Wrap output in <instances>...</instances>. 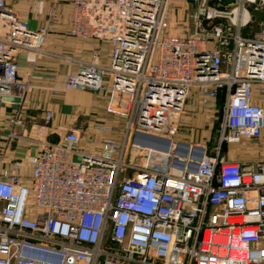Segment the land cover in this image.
<instances>
[{
	"label": "built area",
	"instance_id": "obj_1",
	"mask_svg": "<svg viewBox=\"0 0 264 264\" xmlns=\"http://www.w3.org/2000/svg\"><path fill=\"white\" fill-rule=\"evenodd\" d=\"M168 1L70 0L69 34L109 51L106 63L100 45L77 60L81 72L64 86L105 93L121 137L91 151L77 128L56 141L9 131L37 152L28 176L19 161L0 170V264H264V159L221 154L222 144L264 135V103L252 101L264 99V0H188L189 35L162 32ZM46 35L0 0V99H15L12 126L27 124L29 91L15 56L41 54ZM195 84L206 102L225 92L210 150L173 139ZM136 132L168 138L167 149L135 142Z\"/></svg>",
	"mask_w": 264,
	"mask_h": 264
},
{
	"label": "crops",
	"instance_id": "obj_2",
	"mask_svg": "<svg viewBox=\"0 0 264 264\" xmlns=\"http://www.w3.org/2000/svg\"><path fill=\"white\" fill-rule=\"evenodd\" d=\"M5 3L17 19L28 23L31 30L41 27L47 29L41 54L21 49L15 56L18 76L29 80V91L23 102V118L35 124L32 129H26L24 134L32 135L35 139L42 137L56 141L74 126L73 122L77 121L76 116L79 114L88 116L85 131L79 128L80 148L96 151L102 140H118L123 122L106 114L104 104L107 95L89 90L67 89L64 86L66 77L77 70V60H86L96 42L100 44L94 39H81L69 34L70 0H5ZM100 46L103 51L101 60L106 63L109 50L105 51L103 43ZM252 101L264 103V99L255 95ZM14 109L13 97L0 99V170L9 162L19 161L21 174L28 176L30 165L26 157L37 152V145L23 137H9L10 130L19 132L21 128L9 122ZM45 110L52 113L47 122L43 121ZM95 123L110 126L111 130H97L94 128ZM86 135L92 136L91 144L84 142ZM230 156V160L244 162L264 159V135L255 141L246 140L238 144Z\"/></svg>",
	"mask_w": 264,
	"mask_h": 264
},
{
	"label": "rangeland",
	"instance_id": "obj_3",
	"mask_svg": "<svg viewBox=\"0 0 264 264\" xmlns=\"http://www.w3.org/2000/svg\"><path fill=\"white\" fill-rule=\"evenodd\" d=\"M192 11L193 7L188 0H169L164 11L162 32L179 33L183 35L193 34L194 28L192 26L190 17ZM255 23L256 22L252 18V21L248 26H251L252 28ZM97 46L98 43L96 42L94 47L96 48ZM103 48H105V51L109 50L106 43H103ZM224 95L225 92L223 89H221L215 98H212L206 102L202 95V86L200 84L193 85L190 88L186 98L178 131L173 136V139L182 140L190 144L203 145L209 150L212 149L218 140L217 131L223 114ZM104 105L106 114L113 116L112 118L114 120H116V117L119 120L121 119L118 118L116 114L109 112L106 103ZM87 117L88 116L78 114V116H76L77 121L73 122L74 126L72 128H77L78 130L79 128H82L85 131L88 126V123L85 122ZM43 121L47 122L44 119ZM34 126L35 124H33L32 121H27L26 126L23 127L24 129L20 128V131H24L27 127L32 129ZM237 145L238 144L235 143L222 144V156H224L226 159L230 158L232 150H234ZM126 175L131 176L132 172L127 171Z\"/></svg>",
	"mask_w": 264,
	"mask_h": 264
},
{
	"label": "water",
	"instance_id": "obj_4",
	"mask_svg": "<svg viewBox=\"0 0 264 264\" xmlns=\"http://www.w3.org/2000/svg\"><path fill=\"white\" fill-rule=\"evenodd\" d=\"M77 71L79 73L81 72V67L79 65L77 66ZM133 137V140L139 144L161 150H166L170 141L168 138H160L158 136L140 132H136Z\"/></svg>",
	"mask_w": 264,
	"mask_h": 264
},
{
	"label": "trees",
	"instance_id": "obj_5",
	"mask_svg": "<svg viewBox=\"0 0 264 264\" xmlns=\"http://www.w3.org/2000/svg\"><path fill=\"white\" fill-rule=\"evenodd\" d=\"M258 16H259L258 14H255V15L252 16L255 22H256V18H257ZM255 28H256V23H255V25H254L252 28H251V26L246 27V28L243 30V32L247 34V33H249L250 31L254 30Z\"/></svg>",
	"mask_w": 264,
	"mask_h": 264
}]
</instances>
